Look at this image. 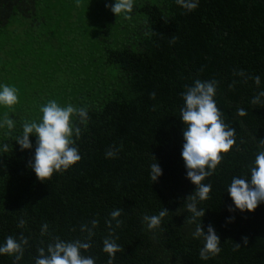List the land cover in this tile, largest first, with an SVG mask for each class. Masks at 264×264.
<instances>
[{
    "label": "trees",
    "instance_id": "obj_1",
    "mask_svg": "<svg viewBox=\"0 0 264 264\" xmlns=\"http://www.w3.org/2000/svg\"><path fill=\"white\" fill-rule=\"evenodd\" d=\"M114 3L0 0V86L18 90L17 104L0 105V121L7 113L15 122L10 132L0 128V246L23 234L28 244L19 264H35L39 248L56 237L85 241L81 225L91 228L97 220L91 247L81 250L95 264H108L103 240L110 231L124 249L113 264H264V203L253 212L229 211L235 205L227 193L234 177L250 181L264 150V97L251 103L264 91V0H198L190 12L176 0H134L131 19L106 7ZM197 79L216 81V105L235 128V144L202 181L212 186L209 198L197 203L205 210L197 223L205 232L212 225L221 240L220 253L208 260L200 259L204 240L193 237L196 223L186 220L192 216L186 199L196 186L181 156L182 94ZM53 99L61 107L87 108L89 119L85 125L73 117L82 159L41 182L29 167L36 137L23 151L15 139L23 123L40 121L41 107ZM109 148L122 150L106 158ZM156 162L162 175L153 182ZM164 208L161 226L148 230L143 217ZM115 209L123 210V224L112 220L109 229ZM20 219L24 227L17 226ZM0 264L15 258L0 255Z\"/></svg>",
    "mask_w": 264,
    "mask_h": 264
},
{
    "label": "clouds",
    "instance_id": "obj_2",
    "mask_svg": "<svg viewBox=\"0 0 264 264\" xmlns=\"http://www.w3.org/2000/svg\"><path fill=\"white\" fill-rule=\"evenodd\" d=\"M177 4L187 11H193L198 7V0H176ZM106 7L117 16L123 15L125 19H131L130 13L133 11L134 0H115L114 4H106ZM172 36V42L175 40ZM243 75V73H239ZM256 85L260 84V77L253 78ZM0 105L11 108L18 103V90L7 85L0 86ZM216 81L202 82L197 79L193 86H190L182 94L184 106L180 109V118L186 125L183 131L184 144L181 152L185 168L187 170V179L196 186L194 193L190 194L186 201L187 211L192 214L187 218V222L196 223V229L193 237L199 239L203 237L204 244L200 250V259L208 260L218 255L221 251V240L215 232L212 225H209L207 232L204 231L201 221L197 223V218L205 215L204 209H198L197 203L209 198L211 184H204L202 181L206 177L213 175L217 166L221 163L223 156L221 153H227L235 144V128H230L222 119L223 113L217 107L215 102ZM264 97V91L256 95L251 103H261L260 98ZM150 98L155 99V93L150 94ZM42 117L39 122L23 123L22 135L16 137L15 141L20 145V150L31 149L33 147L29 137H36L35 155L32 161H29V167L35 172L38 180L43 182L49 179L54 172L63 174L70 167L79 162L82 157L79 149L75 147L73 135L78 139L81 135V129L73 121V117L79 118L80 124H87L89 119L87 108L73 107L71 104L66 107L58 105L56 100L48 101L40 109ZM244 109H238V115H245ZM7 127L9 132L14 128L15 122L10 119L7 113L3 121H0V128ZM264 145V140H261ZM8 145H4V151L7 152ZM122 149L109 148L106 151V158H116L118 151ZM162 175V169L158 162L150 165V179L156 182ZM235 209L229 207V211L239 210L240 212H253L259 204L264 203V150L259 151L255 157L254 166L251 167V179L234 177L227 189ZM122 209H115L110 213L111 219L106 221L109 229H112V220L116 221V227H120L123 221L118 219L122 214ZM168 214L164 208L158 215L143 217L148 230H155L161 226V220ZM234 217L229 218L232 222ZM26 221L20 219L18 227H24ZM98 221H91V228L88 225H81V232L87 233L85 241L77 239L71 242H65L56 237L54 243L38 249V257L35 264H95L90 256L81 254V250L87 251L90 247V240L94 235V229ZM48 224L41 227V235L48 231ZM113 231L109 232V237L103 240V251L108 254V264H113L116 253L124 251L114 239H111ZM242 242L245 246L248 244V237L243 236ZM28 244V239L21 234L20 240L8 236L6 243L0 246V255L13 256L15 264L24 255V245ZM241 248L240 243H235V250Z\"/></svg>",
    "mask_w": 264,
    "mask_h": 264
}]
</instances>
